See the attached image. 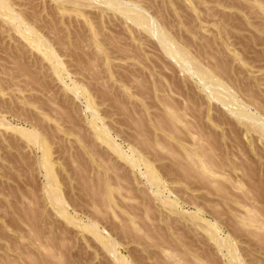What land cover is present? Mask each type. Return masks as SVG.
<instances>
[{"label":"rangeland","instance_id":"1","mask_svg":"<svg viewBox=\"0 0 264 264\" xmlns=\"http://www.w3.org/2000/svg\"><path fill=\"white\" fill-rule=\"evenodd\" d=\"M0 264H264V0H0Z\"/></svg>","mask_w":264,"mask_h":264},{"label":"bare ground","instance_id":"2","mask_svg":"<svg viewBox=\"0 0 264 264\" xmlns=\"http://www.w3.org/2000/svg\"><path fill=\"white\" fill-rule=\"evenodd\" d=\"M169 46V45H168Z\"/></svg>","mask_w":264,"mask_h":264}]
</instances>
